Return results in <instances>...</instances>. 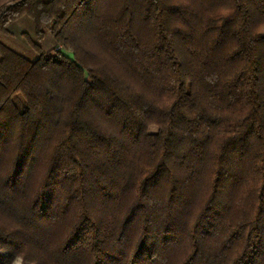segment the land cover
Returning <instances> with one entry per match:
<instances>
[{
    "label": "trees",
    "instance_id": "trees-1",
    "mask_svg": "<svg viewBox=\"0 0 264 264\" xmlns=\"http://www.w3.org/2000/svg\"><path fill=\"white\" fill-rule=\"evenodd\" d=\"M21 17L0 264H264V0H0Z\"/></svg>",
    "mask_w": 264,
    "mask_h": 264
},
{
    "label": "rangeland",
    "instance_id": "rangeland-1",
    "mask_svg": "<svg viewBox=\"0 0 264 264\" xmlns=\"http://www.w3.org/2000/svg\"><path fill=\"white\" fill-rule=\"evenodd\" d=\"M207 15L209 17L217 16L215 12H210ZM254 30V32L257 34H264V23L257 22ZM27 39H34L33 23L28 17H21L17 19L7 27L6 33L0 34V42L2 44L18 53L19 55L23 56L24 58L30 61H34L37 58V55L28 45ZM41 47L44 51L48 52L55 49V44L50 36H46L41 43ZM11 264L26 263L22 262L19 258H15Z\"/></svg>",
    "mask_w": 264,
    "mask_h": 264
},
{
    "label": "snow or ice",
    "instance_id": "snow-or-ice-1",
    "mask_svg": "<svg viewBox=\"0 0 264 264\" xmlns=\"http://www.w3.org/2000/svg\"><path fill=\"white\" fill-rule=\"evenodd\" d=\"M3 164V161H0V165H2Z\"/></svg>",
    "mask_w": 264,
    "mask_h": 264
}]
</instances>
